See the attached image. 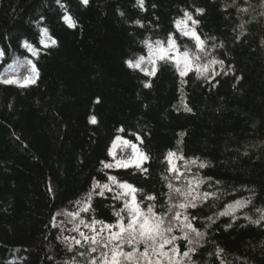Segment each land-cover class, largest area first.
Instances as JSON below:
<instances>
[{"label": "trees", "instance_id": "trees-1", "mask_svg": "<svg viewBox=\"0 0 264 264\" xmlns=\"http://www.w3.org/2000/svg\"><path fill=\"white\" fill-rule=\"evenodd\" d=\"M65 9L75 28L63 22ZM185 12L207 41L201 63L223 60L213 66L220 75L210 83L191 71L181 84L172 64L159 62L154 77L127 66L148 55L145 40L166 42L169 34L181 51H195L176 28ZM43 27L57 46L40 44ZM0 53L5 78L28 75L27 60L39 72L28 87L0 84V264H89L99 252L63 239L55 219L85 207L94 181L110 175L142 190V206L155 195L158 212L169 182L183 188L199 178L198 191L213 195L187 210L205 233L194 264H264V0H144L143 10L136 0H0ZM118 136L147 154V172L103 167ZM169 151L185 157L179 181L167 171ZM96 192L80 219L115 223L122 201ZM177 243L181 252L189 246Z\"/></svg>", "mask_w": 264, "mask_h": 264}, {"label": "snow or ice", "instance_id": "snow-or-ice-1", "mask_svg": "<svg viewBox=\"0 0 264 264\" xmlns=\"http://www.w3.org/2000/svg\"><path fill=\"white\" fill-rule=\"evenodd\" d=\"M80 2L87 6L89 0H80ZM136 2L143 10L144 0H136ZM57 3H60V0H57ZM60 6L64 8L63 4ZM196 11L202 13L203 9H197ZM184 16V20L176 22V28L182 36L194 41L195 51L188 48L181 51L176 38L172 34H169L166 42L161 40L154 42L145 40L143 43L148 50V55H141L135 59L127 60L125 62L127 66L143 72L145 76L154 77L157 73L159 62L169 63L175 67L181 78V84L186 82L184 77L191 71L195 72L197 78L209 80L211 83V80L220 75L219 72L214 70L213 66L219 64L223 67L224 62L223 60L212 58L206 63H201L204 56L210 55L207 50V41L202 39L196 31L195 26L199 21L194 20L188 12H185ZM62 20L69 28L76 27L75 19L66 9ZM188 21H191V27L188 26ZM135 23L143 27V24L139 20L135 21ZM40 34L42 37L40 44L43 47L57 46V40L50 34L47 27L41 28ZM22 47L30 52L32 56L38 57L39 49L28 41H24ZM26 63L28 65V75L24 76L23 79L14 75L8 78L0 75V84L16 85L22 88L34 84L36 78L39 76V72L32 60H27ZM144 86L146 88L151 87V81L145 82ZM212 86L215 87V84H212ZM184 110L191 112V108L187 107L186 104L184 105ZM90 122L95 124L97 122L96 117L92 116ZM119 131L122 132L123 129L121 128ZM180 135L183 136L184 133H180ZM136 140L140 144L143 143V140L139 136H136ZM116 141H120L124 147H130L132 154L127 159H117L115 153L110 148L109 155L113 158L112 162L102 161L103 167L105 169L135 167L141 172H147L143 164L149 157L139 149L138 144L118 136L113 142V148L116 147ZM180 160H185V157L173 151H169L165 156V161L168 164L167 171L177 181L185 177V172L181 171L180 165L177 163ZM191 163L195 164L196 161L192 160ZM206 166L203 162L199 164L200 168ZM187 167L186 163L184 168L187 170ZM107 179L108 182L103 184L99 181H94L93 190L88 194L86 206L81 208L80 211H89L92 194L96 192V189H99V192H96L99 196H104L105 192H114L115 194L112 198L122 201V207L113 213L117 218L115 223H106L95 218L89 223L80 219L72 229V231L79 233L80 236V239H77L75 236L71 237V241L75 245L81 247L87 245L89 254L99 252L98 256L90 259L89 264H194L192 256L197 250L196 245L204 238L205 233L200 232L194 226L193 220L196 218H190L187 210L197 207L198 201L206 200L210 195H213L198 191L200 184L203 183L202 180L199 178L189 179L183 188L169 182L167 184L169 189L167 193V207L166 209L162 208L158 212L156 210L157 205L154 203L156 201L155 195H145L143 200L152 201L153 203L142 206L143 201L137 199V193L142 190L127 181H120L116 176L110 175ZM164 179L168 180L169 178L166 176ZM69 215L75 220L79 217V212L70 213ZM220 215H233V213L221 212ZM208 219L213 223L215 222L211 217ZM253 222L259 224L260 220ZM80 225L87 228L90 234L81 231ZM177 232L180 235H177ZM68 239V237H65L66 241ZM181 240L187 241L189 245L187 250L183 252H181V247L177 243V241ZM71 250L69 248V251ZM221 251L218 250L217 255ZM80 255H84V253H80Z\"/></svg>", "mask_w": 264, "mask_h": 264}, {"label": "rangeland", "instance_id": "rangeland-1", "mask_svg": "<svg viewBox=\"0 0 264 264\" xmlns=\"http://www.w3.org/2000/svg\"><path fill=\"white\" fill-rule=\"evenodd\" d=\"M113 152L115 153L117 159H127L132 154L131 148L124 147L120 141L116 143V147L113 149ZM52 189H55V186H52ZM80 208V205H75L74 207H71L68 211L58 214L55 219V224L60 228L63 239H65V237H68V241L70 242H72L71 237L73 236H75L77 239H80L79 233L72 231L75 224L79 222L80 215L75 220H73L72 216H70L69 214L75 212L80 213ZM80 230L85 232L86 234H90L89 230L87 228H84L83 225H80Z\"/></svg>", "mask_w": 264, "mask_h": 264}]
</instances>
